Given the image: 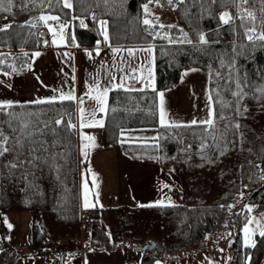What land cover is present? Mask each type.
Masks as SVG:
<instances>
[{
  "label": "trees",
  "instance_id": "obj_1",
  "mask_svg": "<svg viewBox=\"0 0 264 264\" xmlns=\"http://www.w3.org/2000/svg\"><path fill=\"white\" fill-rule=\"evenodd\" d=\"M68 2L71 8L65 7V0H13L10 12L0 11V29H4L0 31V67L10 72L25 70L34 50L54 46L51 28H65L66 39L58 45H64V40L83 46L151 43L157 87L176 85L189 68L207 71L214 113L213 125L155 122L156 141H131L124 139L117 124L144 123V112L137 108L147 101H125L130 111L117 113L107 123L104 147L120 146L131 158L158 162L178 177L183 202L110 203L105 209L107 225L94 214L92 247L151 239L161 250L195 247L208 234L224 230L229 205L241 196L255 205L253 214L264 210V40L258 39L264 33V0ZM147 3L173 10L176 20L145 24ZM225 11L233 18L228 24L220 20ZM249 12L254 20L247 16ZM42 16L58 19L42 20ZM253 27L255 32L249 33ZM201 34L207 43L200 41ZM12 55L17 56L13 62L6 58ZM117 102L112 100L114 105ZM74 109V100L59 99L14 102L0 110V132L8 137L4 146L10 149L0 156V212H31L32 242L39 253L51 251L48 243L75 232L80 224L74 137L68 141ZM249 214L244 209L232 217L228 264L264 263V235L256 233L252 243L243 242L242 227ZM19 254L15 247L2 248L0 264H11ZM76 254L64 248L57 258ZM154 257L148 249L143 251L141 264L151 263Z\"/></svg>",
  "mask_w": 264,
  "mask_h": 264
},
{
  "label": "rangeland",
  "instance_id": "obj_2",
  "mask_svg": "<svg viewBox=\"0 0 264 264\" xmlns=\"http://www.w3.org/2000/svg\"><path fill=\"white\" fill-rule=\"evenodd\" d=\"M145 6H147V9ZM144 9L149 12V15L147 14L146 16L147 20L169 23L176 20L173 10L159 8L148 3L144 5ZM225 12L229 13L228 11ZM50 31L54 34V43L61 44L63 37L60 30L51 28ZM71 45L74 46L70 47L69 50L63 51L34 50L32 54L34 55L35 63H38V58H40L41 63L37 68H34L30 58L26 65L28 67L31 66L33 71H37L41 70L45 61H53L54 69L49 70L50 76H46L49 86L51 84H60L64 92L69 87H72L76 89L80 96H86L82 99L83 103L80 102L78 106L79 111L83 109V112L80 111V123L81 125L88 123L86 126L91 125L92 127L89 129L93 130L92 132L99 133L104 122L106 106L101 104L100 100H103V102L106 100L107 93L105 94V90L107 92L110 88L119 87V85L123 84V86L129 88H147L150 95L152 90L156 89L155 49L153 44L106 47L98 46L103 45L98 42L95 46ZM113 49L118 51L114 52ZM130 51L132 54H130ZM53 52L58 53L54 54ZM36 53H39V55H36ZM198 72L201 73L198 75ZM27 76L31 77L29 74ZM41 76L44 78L45 73H42ZM160 93H163V97L161 98L160 96V101L163 99L162 102L167 104V106L165 104L166 112L168 110L167 117L171 119L168 123L175 124L179 122L186 124L192 123L193 120L201 122L212 119V115H210L212 102L209 99L211 94L207 71L197 67L183 70L179 82L171 87L160 88ZM9 97L5 96L0 98V100L10 99L11 103H14V100H18L16 94ZM97 97L100 99H96ZM27 98L36 100L35 96H28ZM101 107L104 108V111L100 110ZM126 110L128 111L129 109ZM101 114L102 116H100ZM84 129L81 127L82 151L79 162L82 198L84 201L94 200V205L99 208L102 207L105 212L106 207L109 205L108 203L110 201L113 203L111 200L113 195H110L109 199L105 192L112 190V185L115 183L114 150L97 146V139L101 138L100 135H94L93 139H91L92 142L88 140L87 134H84L87 131H84ZM142 129L146 130L147 128L143 127ZM157 135L158 132L156 130L155 136L150 141H156ZM84 138H86V142H84ZM74 142L77 150L76 138ZM65 155L66 153L63 152V156ZM92 188L96 193L94 199L91 192ZM244 198L246 197L241 196L235 204L229 205V213L227 220L224 222L225 228L223 231L217 234L210 233L211 238L203 241L199 246L159 250V255L162 257L155 258L154 264H228L229 244L233 237V230L230 229H232V217L234 214L244 209L250 213L245 225L242 227V238L245 244L252 243L255 234L264 231V210L253 214L255 205L245 202ZM101 219L107 225L106 215ZM9 224L11 227L8 226ZM31 225L32 217L28 209L0 212V250L9 246L19 249L20 254L16 256L11 264H56L57 254L55 252L39 253L36 251L32 242ZM81 227L79 225L75 232H66L59 237L66 238V235L69 234L78 235L81 232ZM88 230L83 237V247L87 250L84 255L86 264H123V260L124 264L134 263L132 262V255H127L123 259V250L114 252L112 257L111 254L113 252L98 254L91 252L93 250L90 241L91 229L88 228ZM227 230H230L229 233ZM136 251L142 254L141 249ZM126 259L130 261L128 262Z\"/></svg>",
  "mask_w": 264,
  "mask_h": 264
},
{
  "label": "crops",
  "instance_id": "obj_3",
  "mask_svg": "<svg viewBox=\"0 0 264 264\" xmlns=\"http://www.w3.org/2000/svg\"><path fill=\"white\" fill-rule=\"evenodd\" d=\"M69 1V0H68ZM3 16V14L1 15ZM2 18V17H1ZM0 18V19H1ZM59 29L61 32V35L63 39H66V31L65 28H55ZM65 32H64V31ZM52 41L54 43V34L52 33ZM64 43V45H58L54 44L52 47L47 48H39L38 51H63V50H69L70 47L74 46L71 45V43L67 40ZM100 44V43H99ZM103 44V43H102ZM97 44H94L95 46ZM83 46V45H81ZM90 46V45H86ZM98 46H106V47H113L114 45H98ZM97 46V47H98ZM138 46V45H133ZM54 54H57L58 52H53ZM12 56H6L9 61H12L17 57ZM31 58L27 59L30 60L31 63L34 64V68H37L38 65L41 63L40 58H38V63H35L34 55L31 54L29 56ZM23 60L20 57V61ZM26 60V61H27ZM6 61V60H5ZM27 69H25L23 72H10L6 71L3 68L0 67V98H3L7 96V98H10L9 96L16 94L18 96V100H14L13 102H20V101H45V100H59L61 99V96H66L69 94L74 95V103H75V109H74V119L70 123L72 130H71V136L69 137L68 141L71 142V140L74 137V140L76 138L77 142V162H78V171H79V205L80 210H88L92 209L93 213L97 212L99 218H104L105 212L103 211V208L96 207L94 205L93 201H84L82 198V191H81V174H80V154H81V145L82 141L80 139L81 134V127L84 129V134H87L88 140L91 141V139L94 135H100L101 138L97 139V146L102 147L104 149L108 150H114V167H115V183L112 185V190L106 191L105 194L109 196L113 195L111 197V200L113 203L117 204H127V205H170V204H179L183 202V196L181 193V190L179 188V181L177 177L169 172L163 170L159 163L156 161H150L145 160L141 158H131L128 155H126L120 146L115 147H104L103 143L106 137L109 135L106 134L105 127L107 126V123L112 120V118L118 115H123L122 113L127 114V108L125 107V101L132 102V101H141L146 100L145 104L142 102L138 103L140 104L139 108L137 110H141L144 112L145 117L143 118L145 120L144 123H141L140 125H134V126H123V121L119 122L118 125L120 128V132L124 134V139L131 140V141H145V142H151V138L155 136V122L160 124L162 122V113H163V122H170L171 119L167 117L168 110L166 112L165 108L167 106L166 103H163V99L160 101V88L157 87L155 84L156 89L152 90V94H148L149 89L140 87H112L110 88L106 93L107 97L106 100L103 102V105L106 106L105 112H104V122L101 125V131L99 133L92 132L93 130L89 129L92 126L87 125L88 123H83L85 125H81L80 123V111L78 110V106L80 105V101L84 99L86 96L82 95L80 96L76 89H73L72 87H69V89L64 92L62 89V86L60 84H51L49 86L48 84V78L46 76H50L51 73L49 70L54 69V63L53 61H45L42 65L41 70L33 71L31 69V66H26ZM28 73L31 77H28L26 74ZM45 73V77L42 78L41 74ZM197 73V72H196ZM201 72H198V75ZM54 75V73H53ZM192 75V74H188ZM54 78V76H53ZM60 93V94H58ZM64 94V95H63ZM28 96H35V99H28ZM52 96V97H51ZM118 99V102L116 105L112 103V100ZM124 101V102H123ZM10 99H2L0 100V104H6L9 103ZM11 103V102H10ZM166 104V106H165ZM170 104V103H169ZM136 110V111H137ZM130 111V109L128 110ZM135 112V111H133ZM131 112V113H133ZM102 116V114L100 115ZM119 119V118H118ZM117 119V120H118ZM120 121V120H119ZM177 121V120H176ZM175 121V122H176ZM118 122V121H117ZM179 123V122H177ZM143 127H146L147 129H142ZM118 128V131H119ZM152 128V129H150ZM67 131V130H66ZM69 133V132H68ZM94 133V134H93ZM121 135V133H120ZM63 141V137H60ZM145 138V139H142ZM84 142H86V138H84ZM89 142V141H88ZM92 142V141H91ZM92 144V143H90ZM93 187V186H92ZM92 197L96 196L95 191L91 190ZM85 203L89 205V207H85ZM111 201L108 203L110 204ZM90 229V228H89ZM88 228H84V230L81 232V243L77 248L71 249V252H77V254L73 257L67 258V259H60L59 255L57 258L56 264H86L84 255L87 253V250L83 247V237L85 235ZM90 241L92 242V236L90 234ZM122 246V247H120ZM136 243L133 242H125L123 244H120L118 246H109L104 247L100 249H96L92 247L93 253H104V252H113L111 254V257L114 256V252L123 250V259H125V256L132 255V262L131 264H141L143 258L142 254L137 252L139 251L137 248ZM116 249V250H115ZM60 259V260H59ZM128 262L129 259H126ZM136 262V263H135ZM154 260L151 263L146 264H154ZM54 264V263H52ZM124 264V260H123ZM127 264V263H125ZM130 264V263H128Z\"/></svg>",
  "mask_w": 264,
  "mask_h": 264
},
{
  "label": "snow or ice",
  "instance_id": "obj_4",
  "mask_svg": "<svg viewBox=\"0 0 264 264\" xmlns=\"http://www.w3.org/2000/svg\"><path fill=\"white\" fill-rule=\"evenodd\" d=\"M168 2L171 3L172 0H168ZM233 2L235 3V0H233ZM243 2L246 3L247 0H243ZM12 3H13V0H7V7H6L5 6V0H0V11H8V12H10ZM65 7H68V8L72 7L71 3L68 2V0H65ZM145 8L147 9V6H145ZM247 16L249 18L253 19V20L255 19V17L253 16V14L251 12H249L247 14ZM40 19H42V20H49V19L57 20L58 17H56V16H49V17L42 16V17H40ZM232 19L233 18L227 12L223 13L220 16V20H222L225 24L230 23ZM143 22L145 24H150L151 23L149 20H144ZM8 27H9V25H5V29H7ZM2 30H4V29H0V31H2ZM248 32L249 33L255 32V28L254 27L253 28H249ZM252 38H253L252 35L249 34L248 35V39L252 40ZM105 39H107V34L106 33H105ZM258 39L264 40V33H261V35L258 37ZM200 41L202 43H207V40L205 39L203 34L200 35ZM188 42L190 43V41H188ZM113 51L115 52V51H118V50L117 49H113ZM130 54H132L131 51H130ZM36 55H39V53H36ZM89 55H91V53H89ZM119 87H123V84L119 85ZM105 94H106V90H105ZM233 95H239V93H234ZM160 96L162 98L163 97V93H160ZM60 98L62 100H74L75 99L74 95H72V94H69V95H66V96H61ZM96 99H100V98L97 97ZM209 99L211 100V97H209ZM80 102L83 103V100H81ZM100 103L103 104V100H100ZM8 107H11V103L10 102L7 103V104H0V110H3L4 108H8ZM100 110L104 111V108L101 107ZM80 111L83 112V109H81ZM212 114H214V113L210 112V115H212ZM56 123L59 124L60 121H56ZM162 123H163V113H162ZM197 123L198 122L195 121V120L192 121L193 125H195ZM200 123H204V124H207V125H213V120L212 119H208V120H205V121H201ZM236 127H239V125L237 124ZM89 139H93V138H89ZM7 142H8V137L5 136L3 132H0V156L4 155L5 153L10 151V149L8 147L4 146V145L7 144ZM13 167H15V165H13ZM85 207H89V205L87 203H85ZM249 210H251V209H249ZM8 226L11 227L10 224ZM261 235H264V233H261Z\"/></svg>",
  "mask_w": 264,
  "mask_h": 264
},
{
  "label": "built area",
  "instance_id": "obj_5",
  "mask_svg": "<svg viewBox=\"0 0 264 264\" xmlns=\"http://www.w3.org/2000/svg\"><path fill=\"white\" fill-rule=\"evenodd\" d=\"M84 221L86 223H90V218L89 217H84ZM58 241L60 243H63L64 241H66L69 244H77L78 243V238L77 237L70 236L68 238H59Z\"/></svg>",
  "mask_w": 264,
  "mask_h": 264
},
{
  "label": "water",
  "instance_id": "obj_6",
  "mask_svg": "<svg viewBox=\"0 0 264 264\" xmlns=\"http://www.w3.org/2000/svg\"><path fill=\"white\" fill-rule=\"evenodd\" d=\"M154 247H155V241L154 240H150L149 242L144 243L141 246V249L148 248V249H151L153 253H157V249L154 248Z\"/></svg>",
  "mask_w": 264,
  "mask_h": 264
}]
</instances>
